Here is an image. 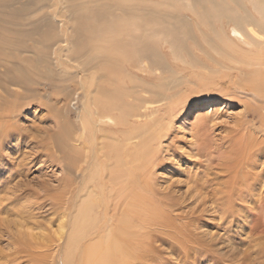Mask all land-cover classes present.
<instances>
[{"label":"bare ground","instance_id":"obj_1","mask_svg":"<svg viewBox=\"0 0 264 264\" xmlns=\"http://www.w3.org/2000/svg\"><path fill=\"white\" fill-rule=\"evenodd\" d=\"M91 1L75 5L66 18L48 11L46 18H36L32 26L0 20V64L4 67L0 71V142L9 134L19 135L22 131L19 117L24 106L17 103L19 98L29 99L25 108H30L33 100L41 103L47 98V91L38 88V79L41 80V73L53 68L62 72L64 68L58 65L56 57L59 49L68 58L82 56V69L90 68V120L83 117L81 130L89 131L93 125L99 132L97 146L102 161L91 169L90 186L81 195V220L86 219L91 208L100 205L93 180L108 187L111 198L104 203L105 207L118 210L124 206L114 204L122 197L123 188L148 184L163 141L183 133L195 149L205 147L214 118L204 109L215 99L244 104L245 111H258L260 124L248 121L245 126L239 123L230 128L225 136L229 141L228 155L223 154L226 144L221 143L218 154L206 147V160L200 163L206 172L204 176L213 164L217 180L223 172H229L227 180L219 184H226L227 188L234 185L239 200L251 198L253 203L262 205L264 0H112L102 4ZM7 4L0 2V8L6 7L15 14L13 4ZM52 25L59 36L49 30ZM173 64L186 72H177ZM128 67L152 76L153 81L135 80ZM77 94L72 93L69 100L76 101ZM69 106L70 102L66 107ZM30 113L35 115V108ZM190 114H194L192 121L187 118ZM79 117L82 119V115ZM43 131L48 134L49 129ZM74 137H65L56 148H77L82 134ZM47 155L56 158V149ZM230 157L234 160L230 161ZM213 159L219 162L214 163ZM132 194L136 195L132 191L127 198ZM62 229H58L59 233ZM59 233L57 241L62 239ZM75 234L68 236L70 243Z\"/></svg>","mask_w":264,"mask_h":264},{"label":"rangeland","instance_id":"obj_2","mask_svg":"<svg viewBox=\"0 0 264 264\" xmlns=\"http://www.w3.org/2000/svg\"><path fill=\"white\" fill-rule=\"evenodd\" d=\"M84 1L90 0H0L7 5L15 2V14L1 7L0 20L32 26L38 18H46L48 11L66 18L67 12L73 13L75 5ZM98 1L102 4L112 0L91 2ZM53 25L49 30L59 36ZM41 31L42 35L44 29ZM56 57L64 68L62 72L53 68L38 79V88L47 91V98L41 103L33 100L30 108H25L29 99L19 98L17 103L24 106L19 117L22 131L0 142V264H264V203L258 205L251 198L239 200L234 185L227 188L219 184L227 180L229 172H223L222 179L217 180L213 164L206 176L200 165L206 160L203 152L208 150L204 149L218 154L223 143V154L228 155L225 136L230 128L248 121L260 124L258 111H245L244 104L224 99H215L210 107L205 105L204 110L214 118L205 147L195 149L183 133L171 137L170 142L163 141L148 184L123 188L122 197L114 204L124 206L118 210L105 207L111 198L108 187L93 180L100 205L81 220V195L90 186L91 169L102 161L96 127L81 130L83 117L90 120V68L82 69V56H73L80 58L77 60L68 58L58 49ZM198 57L205 59L201 54ZM173 68L186 72L177 64ZM128 71L137 81H153L141 70L128 67ZM72 93H78L76 101L69 100ZM68 102L70 108L66 107ZM32 108L35 115L30 113ZM193 115H188V120L192 121ZM46 129L48 134L42 133ZM79 134L83 138L78 140L77 148H56L65 137L76 138ZM51 149H56L58 160L47 155ZM132 191L136 195L127 198ZM74 232L75 239L70 243L68 236ZM134 258L140 261L135 263Z\"/></svg>","mask_w":264,"mask_h":264}]
</instances>
